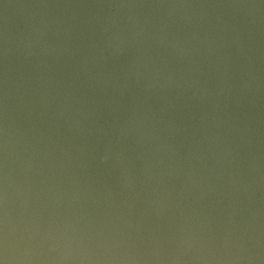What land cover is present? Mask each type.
<instances>
[{
  "label": "water",
  "instance_id": "water-1",
  "mask_svg": "<svg viewBox=\"0 0 264 264\" xmlns=\"http://www.w3.org/2000/svg\"><path fill=\"white\" fill-rule=\"evenodd\" d=\"M0 264H264V0H0Z\"/></svg>",
  "mask_w": 264,
  "mask_h": 264
}]
</instances>
